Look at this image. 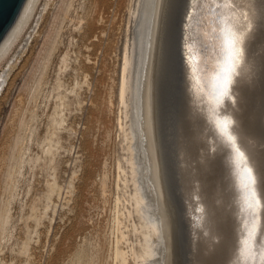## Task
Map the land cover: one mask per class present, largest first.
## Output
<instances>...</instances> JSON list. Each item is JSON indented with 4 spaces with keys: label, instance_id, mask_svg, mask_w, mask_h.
I'll use <instances>...</instances> for the list:
<instances>
[{
    "label": "rangeland",
    "instance_id": "1",
    "mask_svg": "<svg viewBox=\"0 0 264 264\" xmlns=\"http://www.w3.org/2000/svg\"><path fill=\"white\" fill-rule=\"evenodd\" d=\"M184 1L167 9L158 52L165 36L173 48ZM143 4L35 0L0 62V264H120L115 246L127 251L126 264H135L129 250L139 248L141 233L132 225L140 220L137 213L129 216L132 203L125 197L134 188L130 137L124 135L132 120L119 88ZM163 78L170 104L174 81L167 71ZM166 200L171 261L183 264L185 250ZM121 232L127 237L118 243Z\"/></svg>",
    "mask_w": 264,
    "mask_h": 264
},
{
    "label": "bare ground",
    "instance_id": "2",
    "mask_svg": "<svg viewBox=\"0 0 264 264\" xmlns=\"http://www.w3.org/2000/svg\"><path fill=\"white\" fill-rule=\"evenodd\" d=\"M174 2L145 0L137 43H134L136 48L129 54L126 49L123 57L119 97L125 114L130 115L132 120L128 126L129 132L125 130L124 135L129 134L130 137L126 149L130 151L128 168L131 169L132 180L130 178L129 181L134 186L130 197H125L132 203L129 216L137 213L140 220V223L137 222L139 225H132V231L141 233L139 248H135L137 244H132L129 250L135 264H174L171 261L172 244L168 241L173 225L170 221L172 215H168L164 207L166 198L170 197L169 178L158 138V88L166 43L162 40L159 52V45L156 44L161 39L162 29L164 33L166 28L167 9ZM34 3L35 0H31L13 37L1 53L0 62L24 29ZM185 6L187 20H181L179 29L182 25L184 44L192 53L189 59L192 82L198 87L187 93L188 103L199 115L202 110L209 113L215 111L219 119L214 130L208 129L201 119L197 120L203 129V151L198 156L185 135L180 134L181 138L176 144V178L184 208L181 209L182 214L180 212L176 216L172 207L174 221L178 234L181 230L180 220L187 222L190 264H242L237 256L239 240L246 224L245 206L251 202L247 196L250 186L264 204V5L260 0H255L251 5L254 9L249 13L252 30L244 40L243 60L236 69L237 74L233 77L228 95L221 94L218 71L227 59L221 27L227 29L228 25L218 23L216 11H204L197 0H185ZM162 9H165L163 17ZM159 18L162 20L157 25ZM158 61H162L160 67ZM222 127L236 137V144L243 156L225 147ZM257 211L261 217L257 223L260 231L264 232V210L258 207ZM120 223L117 219L115 224L120 226ZM122 232L118 243L125 236ZM182 241L185 243V237ZM114 259V262L126 264L129 259L127 251L115 246Z\"/></svg>",
    "mask_w": 264,
    "mask_h": 264
},
{
    "label": "water",
    "instance_id": "3",
    "mask_svg": "<svg viewBox=\"0 0 264 264\" xmlns=\"http://www.w3.org/2000/svg\"><path fill=\"white\" fill-rule=\"evenodd\" d=\"M30 2L31 0H0V55L13 37ZM186 11L187 6L182 7L180 23L182 19L187 20L188 12ZM194 13L196 12L194 11ZM180 29H178L177 38L174 42L173 48H171L170 51L168 50V42L166 41L165 37L166 45L163 50V68L161 71L158 88V93L160 95L158 138L160 140L162 157L165 161V168L169 178V200L173 205L172 207L176 216H178L181 212V209L184 208V201L181 197L180 184L178 181V177L176 178V144L181 138L180 134H182L183 136L185 135V138L188 140L190 145H193L194 150H196L195 153L198 156L200 152L202 153L203 151V129L200 128L197 120L201 119L203 124L208 125V129L214 130L217 124V119H219L218 114L215 111L209 113L208 111L202 110V113H200L199 115L197 113V110H194L193 106L192 108H190V105L192 104H190V102L188 103L187 93L189 94V92L194 89L196 90V88L198 87H196L194 82H192L193 75L190 73L189 69V59L191 58L190 55L192 53L188 46L184 44L185 35L182 25ZM170 54L172 57L170 56ZM166 71L174 81L173 96L170 100V104L169 102L168 104H165L163 95V77H165ZM202 127L204 128L203 125ZM180 214H182V212ZM183 216H185L184 213ZM180 221L181 230L180 234L178 235V239L181 243V246L185 250L183 264H190V238L188 226L186 220L183 221L181 219ZM184 237L185 243H183L182 241V238Z\"/></svg>",
    "mask_w": 264,
    "mask_h": 264
},
{
    "label": "snow or ice",
    "instance_id": "4",
    "mask_svg": "<svg viewBox=\"0 0 264 264\" xmlns=\"http://www.w3.org/2000/svg\"><path fill=\"white\" fill-rule=\"evenodd\" d=\"M197 2L204 11L215 10L218 23L228 25L227 29L221 27L227 59L218 69L221 94L228 95L233 77L237 74L236 69L243 60L244 40L252 30V19L249 13L254 12L251 5L255 3V0H197ZM260 2L264 5V0ZM233 21L236 23L233 24ZM221 131L225 135V147L236 155L243 156V152L236 144V137L227 132L225 127H222ZM247 196L250 197L251 202H247L245 206L246 224L239 240L237 260L242 264H253V262L264 264V232L260 231V225L257 223L258 219H261L257 208L264 210V204L257 198L256 191L251 186L247 190Z\"/></svg>",
    "mask_w": 264,
    "mask_h": 264
}]
</instances>
